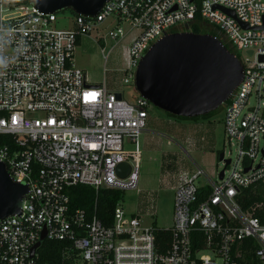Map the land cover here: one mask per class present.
I'll list each match as a JSON object with an SVG mask.
<instances>
[{
	"label": "built area",
	"instance_id": "obj_1",
	"mask_svg": "<svg viewBox=\"0 0 264 264\" xmlns=\"http://www.w3.org/2000/svg\"><path fill=\"white\" fill-rule=\"evenodd\" d=\"M59 13L0 0V162L28 187L21 214L0 222V264H41L45 241L64 244L60 264H264V223L254 214L260 205L240 203L243 190L264 185V0H108L93 18L74 14L71 28L56 26ZM192 25L214 28L216 35L201 34L238 59L237 52L255 51L252 61L239 59L243 78L223 104L224 138L235 157L221 152L223 169L214 178L199 167L178 174L167 228H142L119 201L108 224L97 218L96 203L91 213L73 207L75 186L137 189L151 106L90 84L74 64L80 38L96 31V43L110 42L108 53L101 49L105 60L120 48L129 84L156 41ZM121 163L130 167L125 178L115 172ZM158 231L169 237L157 239Z\"/></svg>",
	"mask_w": 264,
	"mask_h": 264
},
{
	"label": "rangeland",
	"instance_id": "obj_2",
	"mask_svg": "<svg viewBox=\"0 0 264 264\" xmlns=\"http://www.w3.org/2000/svg\"><path fill=\"white\" fill-rule=\"evenodd\" d=\"M56 26L71 28L73 15L69 11L60 12ZM197 27L201 33L217 34L212 27ZM100 29L105 32L104 26ZM95 33L96 31L91 37L80 38L73 55L75 66L85 73L90 84H104L107 91L119 92L125 100L132 101L139 95L133 81L129 84L122 82L125 77V62L121 49H113L105 60L101 49L104 48L106 54L112 44L96 43ZM236 54L243 62L252 61L255 51L249 49ZM104 69L106 72H103ZM261 100L264 103V96ZM248 102L250 106H255V96L252 95ZM147 113L146 131L140 137L137 189L123 191L119 205L126 215L140 216L142 228H167L172 224V188L178 174L183 171L191 172L199 167L210 178H214L223 169V164L218 161V154L223 152L226 158H234L236 147L229 145L224 138L223 105L211 116L209 129L204 120H179L169 117L152 105Z\"/></svg>",
	"mask_w": 264,
	"mask_h": 264
},
{
	"label": "water",
	"instance_id": "obj_3",
	"mask_svg": "<svg viewBox=\"0 0 264 264\" xmlns=\"http://www.w3.org/2000/svg\"><path fill=\"white\" fill-rule=\"evenodd\" d=\"M108 0H28L39 12L70 11L93 18ZM191 1V0H190ZM235 18L231 11L223 10ZM243 78L240 60L208 34L176 32L156 41L141 57L133 85L150 105L174 117L196 118L216 111L231 96ZM116 97L120 99V94ZM218 161H223L219 153ZM229 163L228 160L225 161ZM116 174L125 178L130 167L121 163ZM219 178H222V172ZM28 187L16 183L0 162V222L20 215ZM45 237L43 232L41 240ZM40 242L31 250V256Z\"/></svg>",
	"mask_w": 264,
	"mask_h": 264
},
{
	"label": "trees",
	"instance_id": "obj_4",
	"mask_svg": "<svg viewBox=\"0 0 264 264\" xmlns=\"http://www.w3.org/2000/svg\"><path fill=\"white\" fill-rule=\"evenodd\" d=\"M195 4H199L202 0H193ZM70 12V11H69ZM74 15L72 12H70ZM190 31L196 34H201V31L196 25H192ZM203 33V32H202ZM215 111L196 118H183L174 117L167 114L169 117H173L179 120L197 122L199 120H204L206 122V127L209 129L211 122V116ZM264 116V108H263ZM122 191L110 190V189H100L95 192L91 187L86 186H75L69 189V197L71 200V205L77 208H83L88 213L93 211V206L96 203V216L98 219L104 223H110L112 219V213L116 207L118 201L121 199ZM243 198L240 199V203L243 209H249L251 206L259 204L260 207L256 208L254 214L256 217L264 223V185L256 184L251 188L245 189L242 192ZM169 233L166 231H158L156 233L157 239L168 238ZM64 244L61 242H43L41 248L38 250V262L41 264H60L61 262V251Z\"/></svg>",
	"mask_w": 264,
	"mask_h": 264
}]
</instances>
